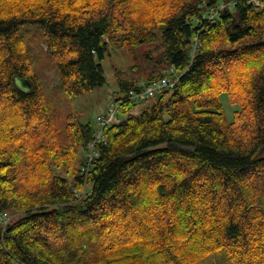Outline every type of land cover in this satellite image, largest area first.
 I'll use <instances>...</instances> for the list:
<instances>
[{
    "label": "trees",
    "instance_id": "trees-1",
    "mask_svg": "<svg viewBox=\"0 0 264 264\" xmlns=\"http://www.w3.org/2000/svg\"><path fill=\"white\" fill-rule=\"evenodd\" d=\"M24 23L40 25L69 97L105 82L111 46H163L145 80L116 73L120 119L103 128L87 172L95 128L77 121L58 131ZM174 74L173 87L133 112L131 92ZM0 212L14 215L0 224V264H193L217 250L230 264H264V9L0 0Z\"/></svg>",
    "mask_w": 264,
    "mask_h": 264
},
{
    "label": "rangeland",
    "instance_id": "rangeland-1",
    "mask_svg": "<svg viewBox=\"0 0 264 264\" xmlns=\"http://www.w3.org/2000/svg\"><path fill=\"white\" fill-rule=\"evenodd\" d=\"M20 29L28 44L34 70L40 78L41 87L51 106L55 126L61 133H65L68 122H89L95 128L97 116L104 114L110 105L121 96L116 73L119 72L127 78L136 76L145 80L148 70L158 65L156 60L161 55L163 47L160 41L144 42L125 48L111 46L109 54L101 62L105 82L81 95L69 97L62 94L55 62L51 53L46 49L40 25L24 23ZM154 98L150 96L136 100L133 112H140L149 106ZM221 100L224 107H227L225 109L227 116L231 118L234 105L227 100L225 94L221 96ZM3 213L13 218L12 213ZM193 264H230V262L223 250H217Z\"/></svg>",
    "mask_w": 264,
    "mask_h": 264
},
{
    "label": "built area",
    "instance_id": "built-area-1",
    "mask_svg": "<svg viewBox=\"0 0 264 264\" xmlns=\"http://www.w3.org/2000/svg\"><path fill=\"white\" fill-rule=\"evenodd\" d=\"M248 4L253 5L254 7H260L264 8V0H245ZM223 4H219L216 8L210 9L205 17L208 18L209 20H212L218 13V11L223 7ZM196 46V42H195ZM177 80L174 78L170 77H164L158 81H155L153 84L147 86L142 92H134L133 96L134 97H140L142 95L144 96H150L152 95L155 91L157 90H162L166 87H172L175 84V81ZM116 108L117 105H114L109 108L107 113L103 116L99 117L100 121V127L99 129L95 132L93 139H91L85 149V163L81 169V172H87L91 162L93 161L94 157L97 155V152L95 150L96 148V143L98 142H103L104 141V136H103V128L113 122L114 120H118V117L116 115ZM85 193V189H82V191H76L75 196L79 197L80 195H83ZM14 218V215H13ZM12 216L7 215L6 213L1 212L0 213V223L2 225H8L12 221Z\"/></svg>",
    "mask_w": 264,
    "mask_h": 264
},
{
    "label": "water",
    "instance_id": "water-1",
    "mask_svg": "<svg viewBox=\"0 0 264 264\" xmlns=\"http://www.w3.org/2000/svg\"><path fill=\"white\" fill-rule=\"evenodd\" d=\"M13 80L15 86L23 92L30 91L32 88L31 82L27 78L14 75Z\"/></svg>",
    "mask_w": 264,
    "mask_h": 264
}]
</instances>
